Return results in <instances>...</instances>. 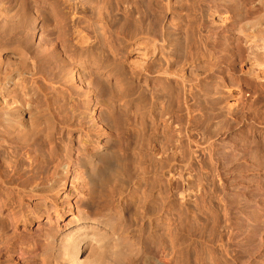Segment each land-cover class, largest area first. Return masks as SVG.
I'll return each mask as SVG.
<instances>
[{
  "label": "bare ground",
  "instance_id": "bare-ground-1",
  "mask_svg": "<svg viewBox=\"0 0 264 264\" xmlns=\"http://www.w3.org/2000/svg\"><path fill=\"white\" fill-rule=\"evenodd\" d=\"M31 1L35 13L43 19L52 20L55 14L66 10L68 23L59 20L61 29L53 43L43 39L36 41L34 47L25 48L28 43L11 47L10 40H0V240L15 237L19 241L33 240L43 253L40 257L31 254L28 264H169L150 258L147 247L135 243L139 236L124 232L115 221L120 215L116 216L108 197L112 190L124 189V184L129 183L128 160L111 134L115 107L105 100L108 93L99 81L86 83L76 69L78 59H89L94 47L108 42L107 16L114 0ZM115 1L123 10L121 30L126 34L130 51L137 54V61L128 71L131 79L138 81L140 108L148 92L152 112L171 131V144L159 150L153 146L152 151L168 186L177 179L182 183L178 191L181 202L203 192V186L192 179L197 171L198 150L189 151L186 159L184 139L188 141L187 127L195 120L190 101L196 95L210 93L207 81L218 80L223 88L211 84V89L218 94L225 91L234 100L227 111L234 132L231 153L236 178L243 170L242 165L245 171L264 174V0H186L182 48L174 56L165 52L164 35L140 28L142 19L133 17L135 9L132 10L129 0ZM89 14L97 20V28L91 29L93 20ZM82 23L86 25L79 31ZM219 44L225 47L220 48ZM58 49L60 58L69 63V82L77 86L86 111L97 120L94 126L99 134L90 151L78 147L75 157L66 146L63 159L55 158V154L71 127L66 117L67 106L65 102L60 105L52 100L45 91V83L58 74L47 53L56 54ZM158 55L162 58L156 59ZM235 63L242 65L240 69ZM227 74L232 79L228 80ZM158 79L163 81L164 88L177 92L176 100L186 114L185 125L181 124V117L174 116L172 106L161 104ZM141 82L151 83L152 87L146 90ZM61 84L58 87H66ZM127 93L125 89L124 94ZM75 170L79 171L81 186L76 189L80 193H72V200L65 194L66 202L60 203L59 194ZM258 197L259 204L247 199L244 207L236 209L233 220L237 232L247 227L239 243L246 247L258 243L261 250L264 221L259 223V218H264V179L260 181ZM34 199L40 201L33 202ZM243 216L249 223L240 226L238 222ZM43 217L50 223L45 228L40 223L36 230L29 231ZM231 226L230 223L229 242ZM138 244L140 250L134 247ZM23 254L20 249L17 260H22ZM5 255L12 253L8 251ZM2 259L0 251V264Z\"/></svg>",
  "mask_w": 264,
  "mask_h": 264
},
{
  "label": "rangeland",
  "instance_id": "rangeland-1",
  "mask_svg": "<svg viewBox=\"0 0 264 264\" xmlns=\"http://www.w3.org/2000/svg\"><path fill=\"white\" fill-rule=\"evenodd\" d=\"M129 3L133 6L132 10L135 9L133 17L142 19L140 28L158 31L164 35L163 39L166 37L165 52H171L173 56L180 54L187 15L186 0H129ZM33 7L31 0H0V40H10L8 43L11 47L24 46L28 43L25 48L34 47L36 41L43 39L51 43L56 41L61 29L59 20L65 19L64 23H68L67 11L62 10L49 20L36 14ZM108 11L109 23L106 27L108 42L105 46L94 47L89 59H78L76 69L86 79V83L99 81L100 86L108 93L105 100H110L115 107L111 134L113 140L119 142L129 165V183L124 184V189L112 190L108 197L116 216L120 215L119 218L115 217L119 228L123 227L124 232L130 231L129 233L135 237L139 236L140 240L136 239L135 243L138 241L142 246H146L150 258L167 261L169 264H264V244L259 250L258 243L253 247L239 243L249 221L243 216L238 223L245 227L238 232L234 229L236 221L234 223L233 213L236 209L244 207L247 199L259 204L258 187L260 181L264 179V174L245 171L243 165L240 166L243 170H240L241 175H238V179L233 171L235 162L231 152L234 150L232 138L234 132L230 128L231 121L227 108L234 100L225 91L220 93L221 95L218 94L214 88L222 89L223 86L218 80H214L216 82L211 80L212 83L207 81L208 86L205 84L210 88V93L207 91V95L202 97L196 95L194 101H190L191 105L195 104L192 105L195 120L187 127L188 141L184 139L185 154L188 159L189 151L198 150V163L195 165L197 171L192 179L203 186V192L199 196L185 197V201L181 202L178 191L182 189V183L177 179L171 182L173 183L171 187L168 186L166 178L160 173L161 165L152 151L153 146L159 150L166 148L168 143L171 144V131L164 127L156 112H152L148 92L142 109L140 108L138 81L135 78L131 79L128 71L137 61V54L130 51L126 34L121 30L123 10L114 0L111 1ZM89 16L93 20L90 22L91 29L97 28V20L92 14ZM82 25L78 30L86 23ZM32 27L35 29L29 31ZM95 35L91 34L93 40ZM17 40L20 41L19 44ZM60 53L61 49H58L56 54L47 53L51 56L50 62L58 69V74L45 83V91L52 100H56L60 105L65 102L67 106L66 117L71 127L68 136L64 137V142L58 146V152L55 154V158L63 159L67 147L73 150L74 157L78 147L90 151L99 134L94 126L97 120L86 111L83 99H79L77 86L69 82L71 78L67 73V70L70 71L69 63L63 57L60 58ZM159 58H162L161 55L156 59ZM234 66L240 69L242 65L235 63ZM227 78L232 79L230 74H227ZM157 82L161 104L172 106L174 116L181 117V124L185 125L186 114L182 106L180 107V102L176 100L177 92L174 88H164L163 81L158 79ZM57 84L68 86L69 89L58 87ZM211 84L213 90L209 86ZM140 85L146 90H149L150 85L152 87L151 83L141 82ZM125 89L128 90L127 94H124ZM102 139L100 136L99 140ZM42 156L49 162L46 152H43ZM39 157L41 161V150ZM75 173V176L74 174L69 176V183L65 190H62L64 193L60 192L58 197L60 203L66 202L65 194L71 196L69 199L72 200V193H80V190L76 189V186H81L78 180L79 171L75 170ZM36 200L38 199H34L33 202ZM263 221L264 218L260 216L259 223ZM48 222L43 217L39 223L35 221L29 231L33 232L34 228L36 230L41 224L42 228H45L50 223ZM230 223L231 242L228 241ZM32 241L31 239L19 241L18 237L0 240L2 258L4 256L2 263L28 264L26 262L31 254L35 253L40 257L42 250L40 252ZM139 244L134 246L135 249L140 248ZM6 249L12 255H5L8 252H5ZM20 249L24 253L23 258L17 260L16 254H19Z\"/></svg>",
  "mask_w": 264,
  "mask_h": 264
}]
</instances>
